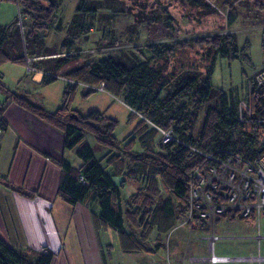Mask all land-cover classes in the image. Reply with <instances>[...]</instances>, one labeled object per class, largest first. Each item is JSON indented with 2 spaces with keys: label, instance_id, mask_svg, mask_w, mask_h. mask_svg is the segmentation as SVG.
Segmentation results:
<instances>
[{
  "label": "trees",
  "instance_id": "16d2710c",
  "mask_svg": "<svg viewBox=\"0 0 264 264\" xmlns=\"http://www.w3.org/2000/svg\"><path fill=\"white\" fill-rule=\"evenodd\" d=\"M4 1L15 3L20 17L27 19L29 25L23 36L15 23L0 25V66L8 61L28 65L43 72L42 83L45 85L54 83L59 77L72 82L65 87L61 107L53 112L34 105L23 95L15 94L1 76L0 92L63 133L64 148L74 150L81 164L73 167L68 161L61 162L63 178L58 195L72 205L86 204L95 231L114 230L123 254H153L158 246L146 248L153 229L167 233L180 220H186L192 229L198 225L197 222L191 225L187 220L188 186L193 170L211 161L177 140L208 155L224 156L231 152L251 161L264 156V145L257 146L260 135L257 132L264 128V81L255 83L250 90L247 99L250 110L240 108L243 100L232 91L227 93L211 83L217 56L229 62L240 59L251 63L247 54L249 42L239 49L233 34H216L162 47L148 45L146 49L150 56L139 61L129 62L112 55L86 61L78 53L75 33L58 49L45 44L46 32L59 24L57 0H0V3ZM189 1L193 6L204 9L205 14L216 11L212 5L217 0ZM234 1H224L229 8L226 16L229 25L238 17ZM256 7L264 11V3L259 0H256ZM95 11L91 4L80 0L71 27L80 28L82 33L88 32L82 17ZM161 12L167 14L165 20L170 24L167 9ZM262 35L264 51V30ZM6 45L11 46V53L3 50ZM195 47L205 51L202 55L207 60L204 75L196 73L184 77L182 72L168 70V64L178 52ZM80 83L89 86L84 91L85 96L103 87L133 109L128 120L138 121L131 137L122 146L114 135L117 119L99 110L84 115L73 108ZM164 91L166 94L161 96ZM184 93L192 94L193 111H188L183 104L176 105ZM213 98L216 104L206 109L201 129L195 134L200 108ZM3 112L0 105V133L7 130ZM158 128L171 130L176 140L163 143ZM86 133L92 134L97 142L108 148L105 164L111 173L85 141ZM114 177L121 179L119 185ZM130 181H136L138 188L128 197H123L122 184ZM0 184L27 198L37 196L35 191L11 184L4 175H0ZM93 203L97 211L93 210ZM192 217L199 219L197 210L193 211ZM52 260L50 252L15 250L0 238V264H51ZM104 264H107L106 259Z\"/></svg>",
  "mask_w": 264,
  "mask_h": 264
},
{
  "label": "rangeland",
  "instance_id": "374dc122",
  "mask_svg": "<svg viewBox=\"0 0 264 264\" xmlns=\"http://www.w3.org/2000/svg\"><path fill=\"white\" fill-rule=\"evenodd\" d=\"M57 1L59 2V24L56 28L47 31L44 39L45 44L51 48L58 49L64 40L69 39L71 34L75 33L78 37L76 40L78 53L86 61L112 55L130 62L131 60L139 61L142 57H149L146 49L148 45L162 47L181 40L229 33L235 36L239 49L249 42L247 54L251 63L240 59L229 62L226 58L217 56L211 75L212 85L227 93L232 91L239 99L247 102L252 86L264 81V51L262 48L264 11L256 7V0H232L236 6L238 17L231 25L226 20L229 8L225 5V0H217L212 5L215 6L216 11L211 14H205L204 9L193 6L189 0H83L96 8L94 14L83 15V25L88 29V32L83 33L80 32V28L71 27L75 8L80 0ZM259 1L264 3V0ZM162 9H167L170 24L165 20L167 14L162 13ZM10 23H15V27L19 28L21 35L29 25L27 19L20 17L15 3L1 2L0 25L5 26ZM3 50L11 53L12 48L10 45H6ZM204 52L202 48L196 47L178 52L168 64V70L182 72L184 77L196 73H201L202 76L205 73V63H207V60L202 56ZM28 59L26 58V60ZM62 82L64 81H59L58 85H61ZM84 87L79 88L76 94V110L85 115L92 110L109 109L107 115L118 120L114 135L119 145L122 146L132 135L138 119L129 122L128 109L100 90L85 96ZM48 93L53 95L54 91L48 89ZM165 94L166 91L161 96ZM182 104L188 111L194 110L191 93H184L177 99L176 105ZM215 104L216 99L213 98L201 106L195 134H198L201 129L206 109ZM257 134H260L257 146L261 147L264 145V128H260ZM85 141L93 148L95 157L102 160L103 166L109 169L105 164L108 148L97 142L90 133L85 134ZM66 155V159L77 167L76 161L79 159L76 157L75 151L66 150ZM129 185L133 191L138 188L136 181H130ZM190 223L195 225V223ZM197 227L208 230L210 224L206 222L205 225L199 226L198 224ZM107 230L106 242H109V245L103 247V253L109 264H166L169 240L173 237L172 233L174 235L179 232L185 233L189 239H195L198 234L210 236V231L191 230L190 224L186 220L177 221L173 230L165 234L158 233L156 229H153L146 248H154L155 244L161 241L160 258L146 252L138 255L123 254L117 233L112 229ZM214 231L222 236L234 237L216 241V254L233 255L235 250L240 249V251L247 252L253 246L258 247V244L264 246V215L255 219L218 216L217 221L214 222ZM258 235L261 238L255 237ZM247 236H254L255 239H240ZM206 253L209 255L208 250ZM228 264L239 263L229 262Z\"/></svg>",
  "mask_w": 264,
  "mask_h": 264
},
{
  "label": "crops",
  "instance_id": "0c3cea01",
  "mask_svg": "<svg viewBox=\"0 0 264 264\" xmlns=\"http://www.w3.org/2000/svg\"><path fill=\"white\" fill-rule=\"evenodd\" d=\"M0 76L15 94L25 96L34 105L51 112L61 107L65 87L72 82L59 77L54 83L45 85L42 83V71L11 61L0 66ZM61 80L64 82L58 85ZM84 86L80 83L79 88ZM48 89L53 90L54 94H49ZM97 90L102 91L112 100L119 101L129 113L133 110L103 87ZM75 101L76 97L73 103L74 109H76ZM0 105L4 108L2 118L7 123V130L0 133V175H4L17 187L37 193V196L27 198L0 184V238L15 250L37 252L47 250L53 254L51 264H104L103 247L109 245V242H106L108 230L95 231L90 209L86 204L72 205L58 195L63 178L60 164L63 160L69 162L66 159L63 133L1 92ZM108 111L109 109H105L101 112L109 116ZM137 150L141 149L138 147ZM76 162L80 166L81 161ZM107 170L111 173L110 168ZM113 179L116 184L121 183L120 178ZM122 185H124L123 197H128L134 192L129 182ZM92 208L97 211L94 203ZM214 222L208 230L202 229V226L191 230L210 231L211 234V230L214 231ZM172 235L166 264H211L206 253L207 250L209 251L210 236L198 234L195 239H189L182 232ZM218 235L221 237L219 240L234 238ZM255 237L261 238L259 235ZM255 237L247 236L240 239H255ZM155 246H158V249H154L151 255L161 258L162 242H157ZM240 250H235L233 255L217 254L232 259L216 264L229 262L264 264V246L258 244V247L253 246L247 252ZM106 263L109 264L107 261Z\"/></svg>",
  "mask_w": 264,
  "mask_h": 264
},
{
  "label": "built area",
  "instance_id": "2783aa9c",
  "mask_svg": "<svg viewBox=\"0 0 264 264\" xmlns=\"http://www.w3.org/2000/svg\"><path fill=\"white\" fill-rule=\"evenodd\" d=\"M240 108L250 110L249 104L245 101L241 102ZM158 129L163 143L176 140L171 130ZM177 141L211 161L207 165H198L190 177L187 216L189 222L198 224L209 222L212 226L218 216L255 219L264 215V156L251 161L231 152L224 156L208 155L185 142ZM194 210L198 212V220L192 217ZM220 238L211 230L208 257L211 264L232 259L214 252V244ZM47 252L45 249L42 250L44 254Z\"/></svg>",
  "mask_w": 264,
  "mask_h": 264
},
{
  "label": "water",
  "instance_id": "95a60500",
  "mask_svg": "<svg viewBox=\"0 0 264 264\" xmlns=\"http://www.w3.org/2000/svg\"><path fill=\"white\" fill-rule=\"evenodd\" d=\"M245 260H247V258H244ZM241 260H242V258H241Z\"/></svg>",
  "mask_w": 264,
  "mask_h": 264
}]
</instances>
